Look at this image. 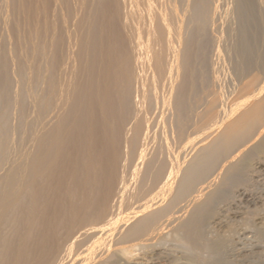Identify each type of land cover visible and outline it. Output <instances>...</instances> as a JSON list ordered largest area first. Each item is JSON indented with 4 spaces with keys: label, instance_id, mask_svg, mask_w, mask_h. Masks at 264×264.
Listing matches in <instances>:
<instances>
[{
    "label": "bare ground",
    "instance_id": "1",
    "mask_svg": "<svg viewBox=\"0 0 264 264\" xmlns=\"http://www.w3.org/2000/svg\"><path fill=\"white\" fill-rule=\"evenodd\" d=\"M161 1L0 0V264H117L172 236L208 251L224 205L251 196L264 0L225 6L223 53L209 52L218 1Z\"/></svg>",
    "mask_w": 264,
    "mask_h": 264
},
{
    "label": "rangeland",
    "instance_id": "2",
    "mask_svg": "<svg viewBox=\"0 0 264 264\" xmlns=\"http://www.w3.org/2000/svg\"><path fill=\"white\" fill-rule=\"evenodd\" d=\"M215 1H218L219 5L221 4L220 5L221 7L220 6L218 7L219 11L217 10V13L218 12L220 13V11L222 10L221 12H223L225 15L223 16L222 13H220V14L218 13L216 20H219V22L214 21V23L216 22L215 23L216 26H214L213 22H211L209 25V35L212 38L211 39L212 42L210 41L211 45H210L209 52L212 53L216 49H219L220 50L219 52L223 53L225 46H227L229 30H230L231 26H236L235 22L231 23L230 21L227 20V18H228L227 15L230 14L231 10L233 11L234 5L236 4L235 3L236 0H234L235 2L232 0H229V1L228 0H225V1L215 0ZM215 1L213 0L214 4L216 3ZM220 1H221V3H219ZM231 2H233L235 4H233ZM160 4L162 6H160ZM164 5H165V0L158 3V7L159 8L161 7V9L163 8ZM229 5H232L233 9L232 8L231 9L226 8L227 6L230 8ZM225 8H226V10L228 9V11H226ZM212 25H213V27H211ZM222 25H224V26H222ZM223 32H224V34H223ZM216 40H218V41H216ZM230 100H231V103H229L228 105H232V103L235 101V97L233 95H231ZM164 126H165V128H164ZM169 132H170V130L168 127L166 128V124L164 123V120L162 118L158 117L157 120L155 121L153 127H152V136H154V140H158V141L164 140L167 135H170ZM182 158H183V156H179V157H176L174 159H175L176 163L178 164V163H182V161H183ZM136 160L138 161L139 159H135L134 163H132L133 165L131 164L132 167L129 166L126 169L125 176L127 175V176H129V178H131V175L133 173L132 170H134L136 164H138V167L141 165L143 166V164L141 163L142 161H138L135 164ZM140 163H141V165H140ZM131 171H132V173H131ZM260 171H259L260 173L258 172L259 174L258 173L254 174L253 178L251 176L249 178L250 181L248 179L246 180L249 182L246 183V181H245V183L243 182L244 184L239 185L241 188L244 187L243 189L247 190L251 194V196H249L248 198L239 197V196H234V199L231 198V200H229V203L224 205L225 210L222 212L224 215H226V217H224L225 223L222 226H218V227H215L214 224H212L213 226H211L209 228L210 232L208 229L207 234L210 236V237L209 236L208 237L211 239L210 240L211 244L213 243V240L217 239L218 241H220L219 242L220 245H219V243H217L218 241L216 240L217 242L214 241V243H213L215 245H213V244L211 245L212 249L208 248L207 249L208 251L198 249L196 251L194 249H191L187 245H185L183 242H180L179 240H177L174 236H172L171 238L169 237L167 240L163 241L164 243L163 242L159 243L158 244L159 247L157 245L156 248H153L152 246H151L152 248H149L148 246L145 247L146 245H140V244H136V243H135L136 247L134 246V244H133V246H131L132 244H127L129 249H128L127 245H125L126 246L125 248L124 247L120 248V250L117 251V255L119 257V258L117 257V260H118L117 264H118V262H120L119 264H126V263L127 264H146V263L147 264H171V263L172 264H202L203 261H205V262H203V264H209V263L210 264H264V249H263L264 248V246H263L264 245V230H263L264 224L263 225L260 224L263 226V227L260 226L261 227L260 228L259 224H256L255 222H253V220H251V219H254V217L256 215L257 216L259 215V218L263 217L262 215H264V209H263L264 205L262 204V203H264V197H263L264 196V193H263L264 192V188H263L264 187V174H263L264 170H260ZM128 173H130V174L128 175ZM132 177H133V175H132ZM124 178H123L124 179L123 182L121 181L122 183H124V182L125 183L127 182L128 184L134 183L133 182L134 179H132V178L129 179V181L131 180V182H132L131 183L128 181V177H124ZM253 184H254V186H253ZM259 194H261V195H259ZM261 198H263V199H261ZM261 200H262V202H261ZM130 207H129L130 209H128V208L126 209V207H124L125 209H123V207H122L121 210L123 212H129L135 207V205L133 207L132 206H130ZM260 208L263 209L262 210L263 212L260 211ZM118 209H119V207H118ZM240 209L245 212L243 215V218H242V216L241 217H235L236 216L235 212L241 211ZM226 212H227V214H226ZM245 215H247V216H245ZM255 218L258 219V217H255ZM115 228L117 229L118 226H115ZM211 236L213 239L211 238ZM161 244H162V246H161ZM216 244H218V245H216ZM256 244H257V247L255 246ZM169 245H170V247H169ZM261 245L263 248H261ZM123 249H125V250H123ZM152 249H153V251H152ZM192 250H193V252H192ZM173 251L176 253H174ZM198 251H199V253H198ZM200 251H203V252H200ZM190 252H192V253H190ZM178 254H180V255H178ZM185 256H188V257H185ZM200 258H202V259H200ZM206 259H208V260H206ZM173 260L175 263L173 262ZM181 261H182V263H181Z\"/></svg>",
    "mask_w": 264,
    "mask_h": 264
}]
</instances>
